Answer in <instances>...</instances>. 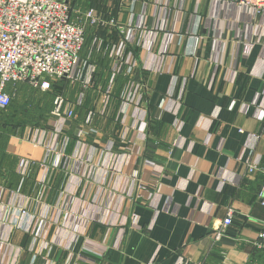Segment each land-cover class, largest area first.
I'll use <instances>...</instances> for the list:
<instances>
[{"label":"crops","instance_id":"0c3cea01","mask_svg":"<svg viewBox=\"0 0 264 264\" xmlns=\"http://www.w3.org/2000/svg\"><path fill=\"white\" fill-rule=\"evenodd\" d=\"M89 1L105 25L82 49L91 85L64 81L76 118L51 152L34 143L55 131L56 95L39 125L0 140V264H264V12L239 0ZM128 28L121 62L135 67L117 75ZM43 163L54 167L40 185Z\"/></svg>","mask_w":264,"mask_h":264},{"label":"built area","instance_id":"2783aa9c","mask_svg":"<svg viewBox=\"0 0 264 264\" xmlns=\"http://www.w3.org/2000/svg\"><path fill=\"white\" fill-rule=\"evenodd\" d=\"M238 4L255 12H264V0H239ZM70 11L65 0H0L1 110L6 109L11 101L10 95L5 91L8 84H26L41 92L51 91L52 85L59 81L81 83L84 88L91 85L94 68L88 64L87 58L81 56L85 28L104 27L105 23L97 17L93 8L77 12L74 19L71 18ZM108 23L115 25L114 20H109ZM135 30L126 29L123 41L114 50L112 71L117 75L130 74L135 67L133 59L129 57L121 62L124 45L135 40ZM132 91L127 93L125 101L128 104H137L139 86L134 84ZM73 110V105L63 95H57L51 112L55 131L49 136L42 131L38 132L34 143L51 152V139L60 137L66 122L76 118ZM85 124L92 125L91 114L86 116ZM258 166V161L250 164L248 173L255 171ZM28 167V161L21 160L19 172L25 174ZM51 167L54 165L47 167L43 163L40 166L38 184L47 182ZM258 200L264 206V186L258 192ZM232 218L233 210L228 209L221 224L222 228L215 233V240L220 239L225 228L232 223ZM261 227L256 245L264 250V221L261 222ZM177 264H183L182 260Z\"/></svg>","mask_w":264,"mask_h":264},{"label":"trees","instance_id":"16d2710c","mask_svg":"<svg viewBox=\"0 0 264 264\" xmlns=\"http://www.w3.org/2000/svg\"><path fill=\"white\" fill-rule=\"evenodd\" d=\"M65 1L69 4L72 19H74L77 16V14L74 13V10L78 9L79 10L78 12H84V10L90 9L91 7L89 0H83V1L82 0H65ZM92 30H93L92 27L85 28L84 45L86 44V37L92 33ZM84 45H83V48H84ZM81 56L84 58V56L82 55V51H81ZM23 86L26 87L27 89L29 87L26 84H8L6 86L5 91L10 95L11 101H10L9 106L5 110L4 109L0 110V140L6 139L10 134H13L14 131L17 128H20V126L22 125H25V124L39 125L38 122L43 119L45 120L47 113L52 108L54 97L56 95H63L64 93H66V90L68 88L67 83L64 81H59L53 84L52 89L49 92L41 93V91L31 88V93L32 92L35 93V96L38 97V99L34 97L33 101L35 102L34 106H36L34 109H36L38 111L37 113L40 115V116H37L38 118L36 120H34L35 118H33V114L30 113V109L33 106L31 105L28 108L27 101H24L22 105H17V103H15V105L13 104V107L11 106L12 102H14L16 97H21V99L23 100L27 98V95L30 93V91L24 90ZM38 92L41 93L42 95L39 94ZM39 101L44 102V103L40 104ZM39 106L40 108H38ZM21 115H25L26 117L25 121H23V119H21L20 121L16 120V118L17 117L20 118Z\"/></svg>","mask_w":264,"mask_h":264},{"label":"rangeland","instance_id":"374dc122","mask_svg":"<svg viewBox=\"0 0 264 264\" xmlns=\"http://www.w3.org/2000/svg\"><path fill=\"white\" fill-rule=\"evenodd\" d=\"M79 10L78 9H76V10H74V13L75 14H77V12H78ZM22 86V85H21ZM24 87V86H23ZM28 87V86H27ZM24 90H26V91H30V93L27 95V98L25 99V100H23V99H21V97H16L15 98V100H14V102H12V107H13V104L15 105V103H17V105H22L23 103H24V101H27L28 102V105H27V107L29 108L31 105L33 106L31 109H30V113L31 114H33V118H35L34 120H36L38 117L37 116H40L37 112V110L36 109H34L36 106H34L35 105V102L33 101V98L35 97V98H37L38 99V97L37 96H35V93H31V88H29L28 87V89L26 88V87H24ZM39 93V92H38ZM39 94H41V93H39ZM42 95V94H41ZM39 103L40 104H43L44 102H40L39 101ZM131 104H129V106H130ZM38 108H40V106L38 107ZM12 118H13V116H12ZM11 118V119H12ZM20 119H23V121H25L26 120V117H25V115H21L20 116ZM34 122V121H33ZM39 123V122H38ZM37 123V124H38ZM40 124V123H39ZM36 125V124H35Z\"/></svg>","mask_w":264,"mask_h":264}]
</instances>
